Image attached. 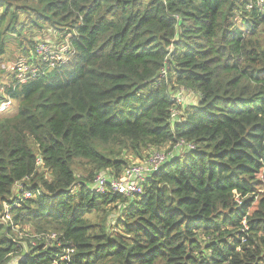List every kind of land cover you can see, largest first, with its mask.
Instances as JSON below:
<instances>
[{
	"label": "trees",
	"instance_id": "1",
	"mask_svg": "<svg viewBox=\"0 0 264 264\" xmlns=\"http://www.w3.org/2000/svg\"><path fill=\"white\" fill-rule=\"evenodd\" d=\"M19 59L38 74L3 72L0 264H264V0H0ZM168 149L141 194L92 187Z\"/></svg>",
	"mask_w": 264,
	"mask_h": 264
},
{
	"label": "built area",
	"instance_id": "2",
	"mask_svg": "<svg viewBox=\"0 0 264 264\" xmlns=\"http://www.w3.org/2000/svg\"><path fill=\"white\" fill-rule=\"evenodd\" d=\"M48 41V40H47ZM49 42H39L37 44V54L38 57H41V61H48L50 66H54L57 61V58L61 57L62 54L65 51L64 49H61V46L59 47L58 51H52L50 50V46L48 44ZM55 52L57 54L55 55ZM0 68L3 70L1 73H7L8 76L15 75V79H18L13 84V89L15 88V85L17 84H23L27 82L29 79H32L33 77L37 76L38 74V68L34 66V64H28L25 60L19 59L18 61H9L4 62L0 64ZM4 75V74H3ZM8 83L6 81H3V78H0V114L8 111V109L12 105V99L10 98V92H8L9 88L7 87ZM179 92L184 93V91L178 90L176 93L172 95V100H176V98L179 96ZM180 104L175 105L177 107H180V105L184 102V97L180 98L179 100ZM178 111L176 109L172 110L173 114H176ZM183 145V142L179 143L174 149L175 150H181V146ZM188 148H194L193 145L188 144ZM174 150V151H175ZM171 153H164L155 151L154 153L149 154L145 159L139 161L141 163L128 165L121 175L118 177H113L110 175L109 172H104V176L100 175L99 173L95 176V186L97 185L98 188L95 190L94 187V180H93V188L95 191L100 193H105L108 191H111L113 193L120 194L125 197H132L135 195H139L143 191V183L146 180L147 177L151 175V173L159 170L161 166L164 164L166 158L170 156ZM101 173V172H100ZM29 194L26 193L25 196L27 197ZM5 214L0 217V221L7 222L10 221V215L8 214V206L5 205ZM26 235V234H25ZM38 239L44 240L47 243L52 242L55 239H58L55 233L50 234H40L38 236ZM72 249H66V252L61 256L60 259H66L68 260V253L72 252Z\"/></svg>",
	"mask_w": 264,
	"mask_h": 264
},
{
	"label": "rangeland",
	"instance_id": "3",
	"mask_svg": "<svg viewBox=\"0 0 264 264\" xmlns=\"http://www.w3.org/2000/svg\"><path fill=\"white\" fill-rule=\"evenodd\" d=\"M45 40H48V38H46L45 36L43 37ZM49 41V40H48ZM57 54V52H55V55ZM3 77V74H1V76H0V78H2ZM184 97V102H183V104L182 105H180V107L181 106H184L185 104H188V103H190V102H192V100L195 102V100H196V98H194V99H192L194 96L192 95V94H190V95H185L184 93H182V92H179V96L176 98V104H180V102H179V100H180V98H183ZM200 98V95L199 94H197V99H199ZM181 112V111H180ZM180 114V113H179ZM183 115H185V114H183ZM161 151H165L166 152V149H161ZM169 152V149L167 150V153ZM173 152H178V153H176V154H181V153H183V151H179V150H175V151H173ZM128 158H130V159H132V156H128ZM139 161H141V159H135V160H133L130 164L131 165H133V164H138V163H141V162H139ZM100 175H103L104 176V172H101V173H99ZM96 178V177H95ZM95 178H94V187H95V190H97V188H98V186L96 185L95 186V183H96V180H95ZM258 179L259 180H261V182H262V186H261V190L264 192V173H262V174H260L259 176H258ZM25 233H31V231L28 229V226L26 225V226H23L22 227V229L21 230H16L15 231V234H16V236H17V238L19 239V241L24 245V247H26L27 246V242H26V240L25 239H27V236L25 235ZM13 260L15 261V257L13 258ZM10 264H13V261H11L10 262Z\"/></svg>",
	"mask_w": 264,
	"mask_h": 264
},
{
	"label": "clouds",
	"instance_id": "4",
	"mask_svg": "<svg viewBox=\"0 0 264 264\" xmlns=\"http://www.w3.org/2000/svg\"><path fill=\"white\" fill-rule=\"evenodd\" d=\"M130 165V164H129ZM123 172V171H122ZM121 175V174H120Z\"/></svg>",
	"mask_w": 264,
	"mask_h": 264
}]
</instances>
